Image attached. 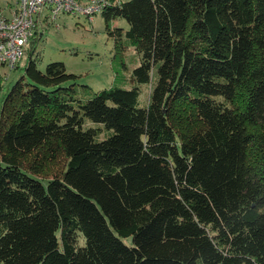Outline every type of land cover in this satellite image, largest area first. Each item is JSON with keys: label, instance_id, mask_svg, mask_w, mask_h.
Listing matches in <instances>:
<instances>
[{"label": "trees", "instance_id": "1", "mask_svg": "<svg viewBox=\"0 0 264 264\" xmlns=\"http://www.w3.org/2000/svg\"><path fill=\"white\" fill-rule=\"evenodd\" d=\"M104 1L131 87L41 68L37 18L0 96V264H264V0Z\"/></svg>", "mask_w": 264, "mask_h": 264}, {"label": "rangeland", "instance_id": "2", "mask_svg": "<svg viewBox=\"0 0 264 264\" xmlns=\"http://www.w3.org/2000/svg\"><path fill=\"white\" fill-rule=\"evenodd\" d=\"M13 1L0 0V8L5 9ZM50 23L42 29L43 35L38 45L41 68L50 61L63 62L67 72L78 75V87L83 90V94L89 90L81 86L82 84L88 85L91 91L113 84L122 87L132 86L130 75L139 62L138 56L134 48L128 46L121 52L119 58L115 59L114 39L108 35L100 12L94 14L92 20L85 15L63 14ZM43 24L45 25V22ZM111 25L127 28V23L120 18L113 20ZM20 75V68H9L0 64L2 85L0 96ZM149 90L148 84L142 85V102L146 100ZM63 164L64 156L61 153L53 160H45L43 176L50 177L59 171Z\"/></svg>", "mask_w": 264, "mask_h": 264}, {"label": "built area", "instance_id": "3", "mask_svg": "<svg viewBox=\"0 0 264 264\" xmlns=\"http://www.w3.org/2000/svg\"><path fill=\"white\" fill-rule=\"evenodd\" d=\"M104 0H14L0 8V64L14 67L23 56L28 37L37 18L54 21L63 14L85 15L92 20L101 11Z\"/></svg>", "mask_w": 264, "mask_h": 264}]
</instances>
